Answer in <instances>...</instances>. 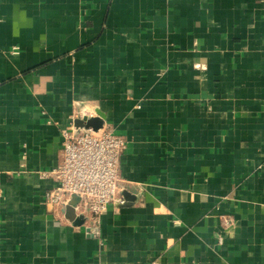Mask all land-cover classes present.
I'll return each instance as SVG.
<instances>
[{
    "label": "crops",
    "instance_id": "0c3cea01",
    "mask_svg": "<svg viewBox=\"0 0 264 264\" xmlns=\"http://www.w3.org/2000/svg\"><path fill=\"white\" fill-rule=\"evenodd\" d=\"M97 112L135 200L96 235L44 174ZM0 264H264V0H0Z\"/></svg>",
    "mask_w": 264,
    "mask_h": 264
},
{
    "label": "built area",
    "instance_id": "2783aa9c",
    "mask_svg": "<svg viewBox=\"0 0 264 264\" xmlns=\"http://www.w3.org/2000/svg\"><path fill=\"white\" fill-rule=\"evenodd\" d=\"M126 148L125 137L109 128L77 130L72 122L62 132L59 164L44 174L54 181L48 204L58 209L78 198L75 212L86 214L89 230L97 235L108 207L123 203L120 159Z\"/></svg>",
    "mask_w": 264,
    "mask_h": 264
},
{
    "label": "water",
    "instance_id": "95a60500",
    "mask_svg": "<svg viewBox=\"0 0 264 264\" xmlns=\"http://www.w3.org/2000/svg\"><path fill=\"white\" fill-rule=\"evenodd\" d=\"M104 121L105 116L102 113L97 112L96 117L84 116L77 118L74 121V126L77 130L92 129L93 131H97L98 129L102 128ZM133 193L134 192H130V190L120 192L124 201H134L135 198L130 197V195H133ZM77 202L78 198L73 197L70 201V204L64 206L61 212L68 221L72 222L76 226H82L87 221V218L82 214L77 215L75 213L74 206L77 204Z\"/></svg>",
    "mask_w": 264,
    "mask_h": 264
}]
</instances>
